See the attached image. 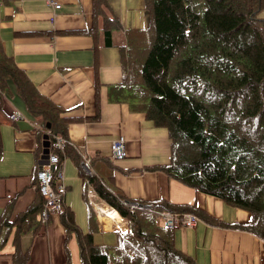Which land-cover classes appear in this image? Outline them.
Masks as SVG:
<instances>
[{
	"label": "trees",
	"instance_id": "obj_1",
	"mask_svg": "<svg viewBox=\"0 0 264 264\" xmlns=\"http://www.w3.org/2000/svg\"><path fill=\"white\" fill-rule=\"evenodd\" d=\"M106 4L92 0L94 25L79 32L91 35L98 44L96 19L101 16L100 44L119 48L123 68L121 81L109 89V99L127 103L168 131L169 162L147 169L160 170L247 210L248 222L229 225L264 240V0H144L149 25L126 29L121 42L115 35L122 24L116 16L106 15ZM13 91L39 121L37 148L48 134L49 150L60 162L71 146L53 147L54 137L67 138L70 123L97 119L99 114L70 115L38 91L0 44V100ZM2 153L0 137V159ZM35 175L36 170L34 203L19 220L3 222L5 233L14 225L25 230L41 224L44 199ZM89 179L99 197L125 220L127 230L119 232L114 245L96 244L91 233L76 228L69 208L61 207L60 220L78 241L80 264H197L176 247L175 228H165L161 216L191 213L225 225L191 203L155 199L143 201L144 208L130 209L122 203L123 194L110 191L93 176Z\"/></svg>",
	"mask_w": 264,
	"mask_h": 264
},
{
	"label": "crops",
	"instance_id": "obj_2",
	"mask_svg": "<svg viewBox=\"0 0 264 264\" xmlns=\"http://www.w3.org/2000/svg\"><path fill=\"white\" fill-rule=\"evenodd\" d=\"M50 1L60 8L55 9ZM106 1V15L116 16L123 27L115 35L117 42L126 29L149 25L144 0ZM96 24L98 44L91 35L79 32L94 25L92 0H0V44L5 54L39 92L70 115L89 118L99 112L97 119L67 127L66 145L71 147L62 160L65 189L61 207L69 208L76 228L91 233L96 244L114 245L119 232L127 230L126 222L118 212L114 219L104 214L112 206L99 197L89 177L126 199L195 204L206 216L227 226L201 219L193 228H176L175 245L180 251L197 264H264V240L229 225L248 222L247 210L197 191L160 170L147 169L169 162L168 131L155 126L144 113L132 111L127 103L109 99L110 87L122 78L121 52L116 46L100 44L101 16ZM50 32L57 34H46ZM0 103V242L4 239L0 264H80L78 241L64 227L59 213L37 227L18 230L14 225L5 233L3 222L19 220L35 201L34 171L40 167L43 146L37 148L35 132L40 124L23 100L13 91L3 95ZM14 112L21 117L11 119ZM119 136L125 138L127 156L115 160L110 144Z\"/></svg>",
	"mask_w": 264,
	"mask_h": 264
},
{
	"label": "built area",
	"instance_id": "obj_3",
	"mask_svg": "<svg viewBox=\"0 0 264 264\" xmlns=\"http://www.w3.org/2000/svg\"><path fill=\"white\" fill-rule=\"evenodd\" d=\"M55 9L60 8V4L53 1L49 2ZM18 112L10 114L11 119L20 118ZM66 138L54 137L53 147L63 150L66 145ZM51 144V142H50ZM112 157L115 160L123 159L127 156L124 136H119L111 141L110 144ZM50 148V147H49ZM83 168L85 164L81 162ZM81 165V164H80ZM86 167L84 168V170ZM37 186L40 194L44 199L43 210L40 213L41 222L47 221L48 217L53 214H58L61 209V195L64 192L62 162L55 153L49 154L46 158L40 160V167L36 170ZM122 203L130 209L144 208L143 201H136L124 198ZM104 214L109 218L118 217L116 209L106 207ZM161 224L165 228H193L199 222V218L191 213L178 215L177 213L166 212L160 218Z\"/></svg>",
	"mask_w": 264,
	"mask_h": 264
},
{
	"label": "water",
	"instance_id": "obj_4",
	"mask_svg": "<svg viewBox=\"0 0 264 264\" xmlns=\"http://www.w3.org/2000/svg\"><path fill=\"white\" fill-rule=\"evenodd\" d=\"M47 127H49V124H47ZM43 157L46 158L47 155L49 154V147H50V141H49V135L48 134H45L43 136ZM88 169V168H87Z\"/></svg>",
	"mask_w": 264,
	"mask_h": 264
}]
</instances>
